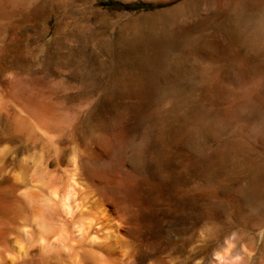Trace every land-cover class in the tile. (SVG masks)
I'll list each match as a JSON object with an SVG mask.
<instances>
[{"label": "rangeland", "instance_id": "374dc122", "mask_svg": "<svg viewBox=\"0 0 264 264\" xmlns=\"http://www.w3.org/2000/svg\"><path fill=\"white\" fill-rule=\"evenodd\" d=\"M4 2L0 104L51 112L54 146L21 145L101 238L94 206L116 199L123 264H264V0Z\"/></svg>", "mask_w": 264, "mask_h": 264}, {"label": "bare ground", "instance_id": "6f19581e", "mask_svg": "<svg viewBox=\"0 0 264 264\" xmlns=\"http://www.w3.org/2000/svg\"><path fill=\"white\" fill-rule=\"evenodd\" d=\"M13 3L16 10L19 5L16 6L15 4H18V2L15 3L14 0ZM6 6L8 7V4L5 5L4 0H0V16L10 12L7 11ZM9 6L12 9L13 6ZM33 8H35V5ZM10 20H12V17ZM24 105V110L34 119L32 117L31 119L20 118L17 116L18 113H15L14 118L13 113H7L8 107L6 108L5 105L0 104V264H106L101 262V251H99L101 248L111 253L110 257L114 264H123L126 258L132 256V252L128 250L123 239L134 233L132 232L133 229H130L126 213L119 209L115 202L116 199L108 198L103 203L96 202L94 208L101 213V217L98 216L100 222L97 223L96 221V223L101 224L100 226L103 229L102 238L97 231L92 230L94 222L86 213V210H83L79 215H75L76 208L81 207L80 203H77L72 190L75 183L73 184L72 180H67L57 185L58 181L53 177L50 168L53 167V160L50 161L52 154H49L51 148L48 149L50 151H48V155L51 158L47 160L50 162L45 164L43 156L47 151L42 155L38 151L31 152V149L23 148L21 145L22 142L23 144L26 143L25 140H33L34 145L37 146V143L42 141L39 140L36 143V140L40 139L39 133L43 135L45 132L44 136L48 135L47 138L52 142L49 143V147L54 146L53 143L55 144V142H53L52 136L55 127L53 124L55 123L52 114L45 108V105H32L30 103ZM4 112L7 114H3ZM38 112L41 115L43 113L41 116L44 117L42 118L43 121L41 120L43 125H41V121L37 122L39 120H37L38 117L35 114ZM6 117L7 120H11L10 118L13 117V127L9 128L10 126L5 124ZM31 120L35 121L32 122ZM42 143L45 144L43 141ZM135 150L138 151V149ZM54 155L56 153H53ZM45 157L47 156L45 155ZM62 160L58 159L59 162H62ZM68 161L71 164H73L72 162L76 163L72 156Z\"/></svg>", "mask_w": 264, "mask_h": 264}, {"label": "trees", "instance_id": "16d2710c", "mask_svg": "<svg viewBox=\"0 0 264 264\" xmlns=\"http://www.w3.org/2000/svg\"><path fill=\"white\" fill-rule=\"evenodd\" d=\"M109 3H117V2H109ZM134 7H136V8H142V7H145L146 5H148L147 3H145V2H141V1H139V2H136V3H134V4H132ZM131 7V6H130Z\"/></svg>", "mask_w": 264, "mask_h": 264}]
</instances>
